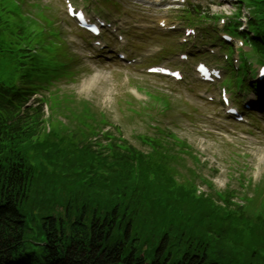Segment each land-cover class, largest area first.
<instances>
[{
	"label": "trees",
	"instance_id": "1",
	"mask_svg": "<svg viewBox=\"0 0 264 264\" xmlns=\"http://www.w3.org/2000/svg\"><path fill=\"white\" fill-rule=\"evenodd\" d=\"M27 1L0 0L9 20L8 30L0 28L6 61L0 73L18 65L7 50L15 41L48 56L20 67L24 87L15 92L0 77V264H264L263 183L242 206L236 191H200L201 184L213 185L194 150L171 131L142 137L149 149L143 151L102 134L105 115L89 104L78 112L71 96L57 94L51 106L70 113L71 127L45 121L41 106L27 107L40 91L38 76L81 74L56 16L23 17L30 14ZM243 6L251 12L249 30L257 37L246 36L260 62L264 0H239L237 16ZM208 17L209 10L192 5L183 20L192 25ZM238 24L231 20L230 31Z\"/></svg>",
	"mask_w": 264,
	"mask_h": 264
},
{
	"label": "rangeland",
	"instance_id": "2",
	"mask_svg": "<svg viewBox=\"0 0 264 264\" xmlns=\"http://www.w3.org/2000/svg\"><path fill=\"white\" fill-rule=\"evenodd\" d=\"M193 1V4H200L211 10V15H232L236 11L230 0ZM117 2L122 14L119 15L114 10L113 14L104 13V16L112 21L120 17L125 18L126 27L121 33L125 35L128 44L114 47L112 43L110 52L120 49L129 59L138 57L148 59L134 66L117 64L114 62L115 59L114 61H99L96 52L88 48V35L82 34L70 23L59 0L27 1L30 5L37 4V7L33 9L29 8L27 3L24 5V11L30 10L31 17H38L37 13L40 11H44L47 17L48 15L56 16V29L61 33V38L66 42L69 51L78 58L77 70L81 71V74L74 80H63L52 88L50 94L44 93L43 95L50 98L53 93L54 102L55 93L57 95L59 91L61 94L71 96L73 106L78 112L82 110L83 105L89 104L93 112H101L105 115L108 121V126L104 127L105 130L143 151L149 149L142 144V136H155L158 128L173 132L194 150L195 156L201 162L199 170L213 185V190H209L200 183L202 193L236 191L235 202L239 205H247L243 197L245 195L252 197L251 190L264 184V121L256 123L257 126L255 124L252 126L235 124L225 118L223 108L213 105L219 102L218 88L200 84L194 77V63L200 58H191V61L186 64L180 63L179 56L182 52L176 51V48L171 45L174 42L178 44L180 37L170 36L171 38L166 39V37L159 36L161 35L158 26L160 20L166 19L169 25L178 23L175 13L169 11L171 7L166 4L156 6V0H117ZM4 7H8L6 2ZM124 13L128 15V18ZM0 16L3 28L8 30V25L5 23L6 10L2 7H0ZM149 31L152 32L149 33ZM138 43L144 45L134 48ZM217 44L208 46L216 47ZM157 46L163 47L162 54L157 57L163 58L159 64L183 71L185 80L181 84L169 79L149 76L146 73L149 67L147 64L151 63L147 56H155L154 49L151 48ZM191 47V44L188 45L184 52L190 53ZM200 51H204V48ZM202 59L220 65L210 57ZM153 64L157 63L151 65ZM221 65L225 66L223 62ZM17 73L15 67L7 72L2 71L0 77L7 85L12 86L15 81L20 80ZM18 84L21 85L22 81ZM135 90L139 91L140 99L150 93L155 96H166L170 104L164 101L161 107L158 105L156 109L151 107L145 111L142 108L143 103H130L133 101L129 95ZM204 93L215 96L216 102L208 103L202 100L201 96ZM248 98L255 100L253 94ZM49 100L50 103L44 110V119L50 121L53 118L52 123L59 120L71 127L70 113L53 112L51 108L53 98ZM169 107L170 110H167ZM158 108L166 110L160 112ZM189 165L192 166V162ZM243 185H248L249 189L247 190ZM34 233L37 234L36 231ZM36 248L39 247L36 246Z\"/></svg>",
	"mask_w": 264,
	"mask_h": 264
},
{
	"label": "snow or ice",
	"instance_id": "3",
	"mask_svg": "<svg viewBox=\"0 0 264 264\" xmlns=\"http://www.w3.org/2000/svg\"><path fill=\"white\" fill-rule=\"evenodd\" d=\"M71 10V9H70Z\"/></svg>",
	"mask_w": 264,
	"mask_h": 264
}]
</instances>
